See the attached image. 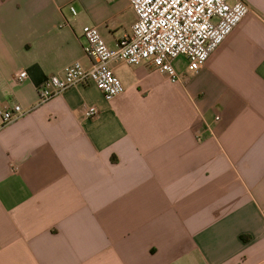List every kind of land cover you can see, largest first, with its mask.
Returning a JSON list of instances; mask_svg holds the SVG:
<instances>
[{"label":"crops","instance_id":"1","mask_svg":"<svg viewBox=\"0 0 264 264\" xmlns=\"http://www.w3.org/2000/svg\"><path fill=\"white\" fill-rule=\"evenodd\" d=\"M247 3L198 71L173 60L176 82L111 62L113 99L88 81L40 103L47 77L91 67L83 27L116 48L135 12L0 0V110L23 111L0 128V264H264V0Z\"/></svg>","mask_w":264,"mask_h":264},{"label":"built area","instance_id":"2","mask_svg":"<svg viewBox=\"0 0 264 264\" xmlns=\"http://www.w3.org/2000/svg\"><path fill=\"white\" fill-rule=\"evenodd\" d=\"M136 21L131 35L110 48L97 27H83L84 52L92 59L90 68L80 62L67 65L61 75L47 77L37 89L43 103L62 91L88 81L94 83L105 99L111 100L124 90L121 80L110 67L111 62L141 64L147 62L172 82L179 80L173 60H187L193 71L208 60L239 22L250 12L247 0H129ZM71 11L75 13L74 8ZM27 77L25 70L17 80ZM85 117L97 115L93 105H83ZM23 114L19 104L0 110V128Z\"/></svg>","mask_w":264,"mask_h":264}]
</instances>
